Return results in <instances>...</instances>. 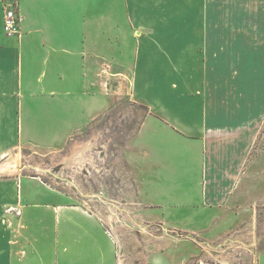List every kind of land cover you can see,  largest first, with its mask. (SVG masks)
I'll return each mask as SVG.
<instances>
[{
    "label": "crops",
    "instance_id": "obj_1",
    "mask_svg": "<svg viewBox=\"0 0 264 264\" xmlns=\"http://www.w3.org/2000/svg\"><path fill=\"white\" fill-rule=\"evenodd\" d=\"M124 96L145 110L132 249L126 207L15 166L99 140ZM263 129L264 0H0V264H264L235 196Z\"/></svg>",
    "mask_w": 264,
    "mask_h": 264
},
{
    "label": "rangeland",
    "instance_id": "obj_2",
    "mask_svg": "<svg viewBox=\"0 0 264 264\" xmlns=\"http://www.w3.org/2000/svg\"><path fill=\"white\" fill-rule=\"evenodd\" d=\"M143 116L145 110L124 96L116 103L115 109L97 123L96 128L101 131L99 140L72 141L64 151L49 156L33 154L29 151L21 152L19 156L15 155V166H25L24 174L41 177L44 181L55 184L58 189L69 192L70 195L98 197L112 204L115 202L114 211L117 215L126 207L131 217L126 221L127 225L123 219L121 222L117 220V225L122 232L125 227L130 230L127 237V239L131 238L128 249L130 247L132 249V246L136 245L134 236L137 237V231L143 229L146 224L139 217L144 203L141 206L138 157L134 156V139ZM87 133L90 134L91 130L87 129L85 135ZM88 142L94 145L93 151L86 152L91 155V160L81 166L67 165L66 163L73 156L75 146ZM86 166L90 168L89 172H86ZM235 196L245 214L243 227L247 229L246 241L250 243L251 238L253 241L258 239L262 248L264 246V129L251 152ZM123 203L126 205L124 206ZM100 208L102 212L108 211L107 206L101 205ZM136 261L139 262V259Z\"/></svg>",
    "mask_w": 264,
    "mask_h": 264
},
{
    "label": "built area",
    "instance_id": "obj_3",
    "mask_svg": "<svg viewBox=\"0 0 264 264\" xmlns=\"http://www.w3.org/2000/svg\"><path fill=\"white\" fill-rule=\"evenodd\" d=\"M23 19L17 3L6 5L3 24L5 33L8 36H20Z\"/></svg>",
    "mask_w": 264,
    "mask_h": 264
},
{
    "label": "bare ground",
    "instance_id": "obj_4",
    "mask_svg": "<svg viewBox=\"0 0 264 264\" xmlns=\"http://www.w3.org/2000/svg\"><path fill=\"white\" fill-rule=\"evenodd\" d=\"M93 146L94 145L92 142L83 143V144H79V145L75 146V148L73 150V156L71 157V160L68 161L66 164L67 165L68 164H71V165L76 164L78 166H81L86 161L91 160V157H90L91 155L87 154L86 152L92 150L94 148Z\"/></svg>",
    "mask_w": 264,
    "mask_h": 264
}]
</instances>
